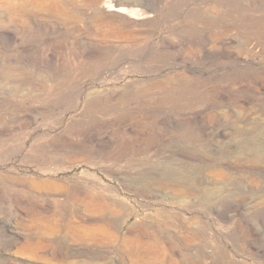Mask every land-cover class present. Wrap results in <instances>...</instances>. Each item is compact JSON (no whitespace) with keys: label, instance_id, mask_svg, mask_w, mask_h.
Here are the masks:
<instances>
[{"label":"rangeland","instance_id":"rangeland-1","mask_svg":"<svg viewBox=\"0 0 264 264\" xmlns=\"http://www.w3.org/2000/svg\"><path fill=\"white\" fill-rule=\"evenodd\" d=\"M30 1H0V264H264V0Z\"/></svg>","mask_w":264,"mask_h":264},{"label":"bare ground","instance_id":"bare-ground-1","mask_svg":"<svg viewBox=\"0 0 264 264\" xmlns=\"http://www.w3.org/2000/svg\"><path fill=\"white\" fill-rule=\"evenodd\" d=\"M1 1V0H0ZM2 1H4L6 4H9V8H10V10H11V12H9L10 13V15H16V14H20V11H23V10H26V9H29V8H31V7H35V8H37V9H39V7L41 8L42 6H43V2H40V1H30V0H2ZM131 0H129V2H130ZM97 2V1H96ZM95 2V3H96ZM98 6L97 7H99V9H100V12H102V13H105V12H124L125 11V8L124 7H115V6H113V5H111V4H108L107 2H104L103 0L102 1H100V2H97L96 3ZM46 5V4H45ZM45 5H44V7H45ZM54 6H55V4H53ZM53 6V7H54ZM47 7V6H46ZM60 7H62V6H60ZM8 8V7H7ZM43 8V7H42ZM55 8H56V6H55ZM54 9V8H53ZM52 9V10H53ZM33 10V9H32ZM62 10V9H61ZM64 11V10H63ZM24 12V11H23ZM99 12V11H98ZM99 12V13H100ZM22 13V12H21ZM101 13V14H102ZM107 13V14H108ZM148 13V12H147ZM103 15V14H102ZM154 15V14H153ZM151 17V15H148V18H150ZM153 17V16H152ZM107 18V17H106ZM137 18V17H136ZM0 19H1V17H0ZM124 19V18H123ZM144 19V18H143ZM145 19H147V18H145ZM133 20V19H132ZM1 21V20H0ZM123 22H124V20H123ZM122 22V23H123ZM127 22V21H126ZM126 22H124V24L126 23ZM122 31V30H121ZM120 31V32H121ZM125 31V30H124ZM125 34H127L126 32H125ZM9 37H11V35H8ZM121 36H123V35H121ZM79 237V236H78ZM92 238V237H91ZM205 251V250H204ZM210 251V250H209Z\"/></svg>","mask_w":264,"mask_h":264}]
</instances>
